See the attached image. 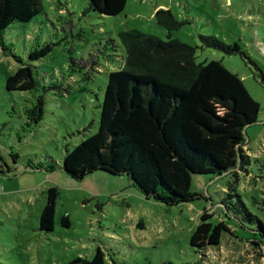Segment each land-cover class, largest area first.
Here are the masks:
<instances>
[{"label":"rangeland","instance_id":"rangeland-1","mask_svg":"<svg viewBox=\"0 0 264 264\" xmlns=\"http://www.w3.org/2000/svg\"><path fill=\"white\" fill-rule=\"evenodd\" d=\"M164 7L182 22L174 36L197 46L196 63L221 62L259 103L257 121L244 130L248 173L239 171L233 185L264 223V0H127L119 15H101L87 0H42L39 14L9 25L5 49L0 46V264H63L78 255L91 258L97 248L105 264H264L245 241L256 225L242 226L221 213L233 174H193L189 191L196 197L166 205L145 197L126 175L97 170L74 179L61 169L65 150L97 131L108 73L123 64L118 31L130 27L166 39L154 18ZM200 35L236 41L244 54L204 47ZM45 46L49 50L39 55ZM22 64L40 85L7 90V76ZM38 95L43 117L27 124L26 110ZM40 163L55 169L30 168ZM51 186L58 197L53 230L46 232L39 215ZM204 212L212 216L201 222ZM64 214L68 227L60 223ZM219 216L229 228L219 250L190 245L191 235Z\"/></svg>","mask_w":264,"mask_h":264},{"label":"trees","instance_id":"trees-1","mask_svg":"<svg viewBox=\"0 0 264 264\" xmlns=\"http://www.w3.org/2000/svg\"><path fill=\"white\" fill-rule=\"evenodd\" d=\"M87 1L89 8L101 15H119L127 2ZM41 11L42 0H0V46L11 23L28 22ZM154 18L167 30L166 39L136 28L118 31L124 50L123 64L108 73L97 131L65 150L61 169L74 179L97 170L126 175L145 197L166 205L196 197L189 191L193 174H233L234 179L227 182L226 195L220 201L221 213L242 226L256 225L246 239L256 246L254 253L264 257V223L250 211L233 185L239 171L248 173L251 158L242 149L244 130L257 121L259 103L242 79L221 62L196 63L197 46L174 36L182 22L169 8L157 9ZM199 38L202 46L226 55L244 54L236 41L226 43L215 35ZM48 50L49 46H45L41 54L32 52L30 57L44 55ZM38 85L32 68L25 64L8 75L5 82L9 91L36 89ZM43 104L42 95H38L26 110L27 124L42 119ZM14 157L13 154V161ZM30 168L52 171L55 165L40 163ZM252 180L255 182L256 177ZM44 193L39 229L49 232L54 227L58 190L51 186ZM262 193L263 210V189ZM211 216L202 213L201 222ZM218 219L193 233L190 245L201 251L212 250L211 245L216 249L222 232L229 231L225 220L221 216ZM60 223L69 226L67 214L62 215ZM63 264H105V256L97 248L91 258L78 255Z\"/></svg>","mask_w":264,"mask_h":264},{"label":"crops","instance_id":"crops-1","mask_svg":"<svg viewBox=\"0 0 264 264\" xmlns=\"http://www.w3.org/2000/svg\"><path fill=\"white\" fill-rule=\"evenodd\" d=\"M165 8V7H164ZM166 9V8H165ZM157 9H155V11H156ZM242 149L245 151V153L247 154V155H249L250 156V153H249V148H248V146L246 145V143L244 142V144L242 145ZM255 154V153H254ZM253 155V154H252ZM245 241H248L247 239L245 240ZM235 245H238V244H235ZM239 246H241V245H239ZM219 248H220V246H218V247H216V249H215V251L216 250H219ZM251 250L252 251H255V252H257L256 250H257V248H256V246H252L251 245ZM254 253V252H253ZM255 256L257 257L258 255H257V253H255Z\"/></svg>","mask_w":264,"mask_h":264}]
</instances>
